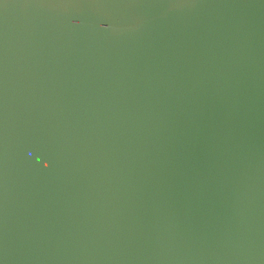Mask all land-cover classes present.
Masks as SVG:
<instances>
[{
    "label": "water",
    "instance_id": "95a60500",
    "mask_svg": "<svg viewBox=\"0 0 264 264\" xmlns=\"http://www.w3.org/2000/svg\"><path fill=\"white\" fill-rule=\"evenodd\" d=\"M0 264H264V0H0Z\"/></svg>",
    "mask_w": 264,
    "mask_h": 264
}]
</instances>
